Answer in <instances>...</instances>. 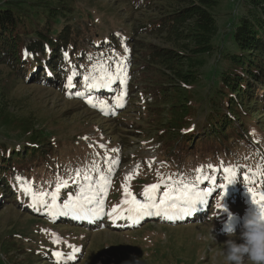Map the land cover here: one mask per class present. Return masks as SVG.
Segmentation results:
<instances>
[{
    "label": "rangeland",
    "instance_id": "1",
    "mask_svg": "<svg viewBox=\"0 0 264 264\" xmlns=\"http://www.w3.org/2000/svg\"><path fill=\"white\" fill-rule=\"evenodd\" d=\"M70 2L75 12L73 15L75 21L72 22L71 29L82 30L81 41L77 44L76 53L73 57L70 55L72 61L68 62L72 67L70 75L72 79H76L79 88L71 84L70 91L66 88L63 91L59 87L32 83L26 81L20 73L19 76L11 75L13 71L11 67H8L10 65L0 64V141L7 142L8 145L21 144L28 137L50 141L51 136L47 134L56 133L53 140L68 144L69 147L75 149L74 159L69 162L65 161L64 164L61 163L63 164L61 170L63 177L72 178L78 172L81 175L96 173L107 177L119 176L120 178L117 177L114 180L109 179L108 187L113 190V197H120L126 185L121 179L128 181L132 175L141 171L139 175H135L132 183L126 185L129 191L135 197L143 198L142 193L146 187L144 184L156 181L155 184L161 185L158 192L159 198L165 190V183H171L172 180L178 181L181 169L170 166L164 159L163 166L152 171L146 167L141 170L140 165L142 161L148 166L156 163L153 160L157 159V156L161 155L168 145H171L170 140H167L168 137V139L171 138L167 132V121L177 111L178 100L183 98L179 90L186 85L180 84L178 87V83L169 79L165 72L153 71L151 75L156 85L153 83L151 87H157L158 83L167 85L168 87L161 91L164 97L157 100L156 97L153 99L148 96L146 98L148 106L141 100L132 98L129 103L130 108L128 107L126 113L121 115L122 112H120L119 114V110L110 107L117 104L116 98L121 94L117 93L116 87L118 86L124 92L129 81L135 80L134 71L137 72L135 77L142 76L140 68L142 58L134 56L136 65L133 70L126 36L132 34L133 48L141 46L143 42L161 45L162 41L144 36L142 32L138 33L140 24L152 19L153 14L150 12L134 14L127 0H70ZM240 4L241 0H220L214 8L213 13L219 26V34L214 39L216 45H222L223 35L229 31L232 24L239 20L244 6L236 9ZM96 32H99V35ZM134 35L138 38L136 39ZM113 39L115 43L120 44L122 57H119L117 51H112V47L108 49L106 46V42L110 43ZM219 53L216 50L198 58L203 61L197 70L201 78L191 86V90L197 101H200L199 103L205 99L204 96L209 97L217 88L215 82L217 79L214 76L216 75V63L220 59ZM81 54H83V60H80ZM121 61L126 72L125 85L122 86L117 81L109 87L95 89L86 87L84 79L86 76L99 79L102 75L101 67L110 68L115 73V66ZM41 75L43 76V73ZM169 82L177 86L170 87ZM116 83H118L117 86ZM132 85H139L145 92H152L153 89L143 88L136 80ZM105 89L112 90L113 93L106 92ZM96 91L99 95H96ZM158 95L161 96V94ZM89 98L92 104L88 103ZM124 100L125 94L120 101L122 106L119 108L125 107ZM248 101L250 105L253 102L251 99ZM174 105H177L176 108ZM244 108L247 110L245 105ZM202 112H194L199 125L204 122ZM118 114L121 115L120 123H123L121 126L115 118ZM102 115L106 118L102 119ZM243 118L245 129L241 130L248 136L247 146L241 143L245 150L237 151L238 154L235 156L247 159L246 157L257 154L264 157V111L262 107H252L248 114L243 113ZM251 149L257 153L252 154ZM213 154V152L202 153L199 157L192 156L187 159L186 162L189 163H187L186 176L189 182L194 183L198 175L203 177L199 183L204 182L206 177H210L208 169L211 170L213 166L210 168L208 165L212 164L209 156ZM222 159L227 161L224 157H221V161ZM212 162L216 163V161ZM222 165H224L223 161ZM110 168L111 172H109ZM197 169L202 171L198 173ZM234 170L238 173L236 167ZM97 177L99 179V176ZM14 179L16 191L21 194L23 201L32 206L31 196L22 191V185L25 183L32 189V180L20 174H15ZM65 179L69 181L68 178ZM60 181H63L61 176L50 175L43 182L55 185ZM75 184L74 181L70 183L71 186ZM79 186L77 190H80ZM197 189L208 193L207 201L209 190H204L201 186ZM228 189L229 187L223 192L222 200L221 194L218 196L217 204L220 203L221 207L216 208L219 215H213V218H209L210 215H208L199 219L198 222L179 226L151 222L136 232L116 233V231L106 230L83 233L76 230L85 246V254L78 264H124L132 257L138 258L139 264H228L224 256V242L228 236L226 234L224 237L219 236L217 233L220 231L223 234L227 228H234L239 235L246 213L256 208L251 194L247 196L250 201L248 210H241L229 216L227 203L231 202V199L228 197ZM49 190L47 187V193ZM3 203L0 198V264H51L43 256L44 248L48 247V240L51 236L65 239L69 228H57L50 224L47 226L39 219L30 217L24 211L21 212L19 204L13 205L10 202L5 205ZM205 203L197 204L193 213L197 210L202 212ZM209 210L210 207L206 206L205 212ZM216 210L212 213H216ZM59 212L57 205L51 215L53 218H58ZM214 217H220L221 223L223 222L222 227ZM161 219L163 221L165 218L161 217ZM119 220H122L121 227L135 225L134 221Z\"/></svg>",
    "mask_w": 264,
    "mask_h": 264
},
{
    "label": "trees",
    "instance_id": "2",
    "mask_svg": "<svg viewBox=\"0 0 264 264\" xmlns=\"http://www.w3.org/2000/svg\"><path fill=\"white\" fill-rule=\"evenodd\" d=\"M68 1H0V64L10 65L8 67L13 71L11 75L19 76L20 73L26 81L65 90L70 70L64 63L63 54L67 51L75 52L82 33L81 29H71L72 22L75 21L73 19L75 12L73 4ZM127 1L134 14L140 12L153 14L152 19L140 24L138 33L142 32L144 36L162 41L161 45L143 42L141 46L133 48L132 34L126 36L133 70L136 65L134 56L142 58L140 68L143 77L139 75L134 79L143 88L151 87L154 83L151 73L157 71L165 72L169 79L178 83V87L180 84L186 85L179 90L183 98L178 100V106L174 105V108L177 106V111L168 118L167 132L171 138L168 137L167 140H170L172 147L168 145L166 150L158 155L161 160L159 166H163V159L167 160L170 166L181 169L178 181L180 179L188 181L186 176L188 158L210 152L214 154L209 157L214 159L219 160L224 157L228 163H231L228 166L236 163L240 169V174L231 183L233 195H237L236 203L229 207L231 211H234V207L239 204L246 208L245 200L242 199L241 202L239 200V190L249 191L257 185L264 186V157L254 154L257 152L252 149L250 151L254 155L246 157L247 159L235 156L238 154L237 151L245 150L241 143L247 146L248 136L241 130L245 129L243 113L248 114L252 107L257 106H261L264 111V0H241V6L238 5L236 9H241L244 5L243 12L240 17L237 16L239 20L223 35L220 46L214 42L219 34V26L213 13L220 0ZM96 34L99 35V32ZM114 41L111 40L106 46L108 49L113 47L120 50V44ZM216 50L220 52L214 76L217 79L215 80L217 88L209 97L206 95L203 97L205 99L201 98L202 103H199L191 90V86L201 78L197 70L203 61L198 58ZM26 51L27 58H25ZM133 74L135 76L137 72L134 71ZM169 83L170 87L177 86ZM158 84L157 87H151L152 92L141 90L139 85H130L129 101L137 98L148 106L145 97L151 96L153 99L156 97L159 100L164 97L161 93L162 89L168 86ZM250 99L253 101L251 105L248 101ZM124 111L122 114H125L127 109ZM200 111H203L204 122L199 125L194 112ZM116 121L120 126L123 124L120 123L119 117ZM55 134H47L51 136L50 141L31 137L18 145H8L7 142L0 141V198L3 204L10 202L13 205L19 204L21 212L24 211L30 217L39 219L47 226L50 224L57 225V228H69L67 241L58 244L53 243L57 237L49 238L43 256L51 264H58L52 255L54 249L72 254L73 250L69 246H74L76 242L71 241L73 237L70 228L77 229V227L44 216L46 207L39 206L36 207L35 213L29 212L26 209L28 202L23 201L21 194L15 189L14 177L15 174H20L31 179L32 191L37 195L47 193V187L50 189L49 193L56 191L57 184L50 185L44 182L50 175L62 177L63 164L74 159L75 149L68 144L53 140ZM143 166L150 171L156 169V167H147L146 164ZM71 172L75 171L71 170ZM244 173L251 176L249 181H245L247 175ZM67 178L72 180L71 177ZM219 182L226 184L221 170L218 173ZM155 183L157 182H148L144 187ZM78 185H80L79 181L74 186L68 182L66 186L60 188L58 197L62 204L79 194ZM219 189L218 184L212 188V193ZM45 199L50 202L51 197L46 196ZM212 214V212L209 214V218H213Z\"/></svg>",
    "mask_w": 264,
    "mask_h": 264
},
{
    "label": "snow or ice",
    "instance_id": "3",
    "mask_svg": "<svg viewBox=\"0 0 264 264\" xmlns=\"http://www.w3.org/2000/svg\"><path fill=\"white\" fill-rule=\"evenodd\" d=\"M127 51V49H125ZM65 59L68 58V54L64 53ZM28 57L27 51L25 52V58ZM100 71L102 75L97 79L96 77L86 76L85 82L88 88H102L109 87L112 83L119 81L120 85L126 84V72L123 68V62H119L116 65V71L113 73L110 68L105 69L101 67ZM69 86H71L72 77L68 78ZM125 93L121 92L120 96L116 98L117 107L122 106L120 103L123 95ZM81 95V93H77ZM88 103L92 104L91 99H88ZM95 106V105H93ZM103 111V109H101ZM115 151V150H114ZM118 163V161L116 162ZM211 168V166H209ZM202 170L197 169L200 173ZM111 172V168L109 169ZM226 173L225 179L228 183H232L236 175L235 170L231 168H225ZM79 176V172L77 173ZM203 177L198 175L196 177V182L198 183ZM19 179V178H18ZM84 184L80 185V192L75 197V199H69L63 204V208L60 210L62 215H73L74 218L81 219H92L104 214L103 206L104 199L103 196L106 195L108 185L110 180L107 176L100 175L99 179L93 182L92 177L88 174L83 176ZM68 181H60L57 183L56 191L51 193H41L37 195L31 189V186L25 183L22 185V191L26 195H30L32 199L33 206H42L48 208L50 213H54L57 208L56 201L58 199V194L62 186H66ZM94 185V186H93ZM226 184H220V188H225ZM161 185L153 184L151 186L145 187L142 195L144 197L143 201L137 200L136 197L129 191L128 187L124 186L125 196L121 202L119 208H113L110 213H107L109 217L115 219H125L139 223V221L146 216H161L169 221L173 219H178L183 216L191 215L196 210L197 204H203L206 202V197L208 193L203 191H197L195 184L189 181L181 179L180 181L172 180L171 183L164 184V191L162 196L158 198V192ZM251 191V190H249ZM222 194V193H221ZM46 196H50V202L45 199ZM222 200V195H220ZM252 202L260 210L261 215L264 216V192L257 194H252ZM127 206V207H125ZM221 204H217V208H220ZM58 239H54L53 243H58ZM73 248L71 255L67 257L69 260L75 259V253L79 250L74 246H69ZM59 264L62 253L54 252L52 254Z\"/></svg>",
    "mask_w": 264,
    "mask_h": 264
},
{
    "label": "clouds",
    "instance_id": "4",
    "mask_svg": "<svg viewBox=\"0 0 264 264\" xmlns=\"http://www.w3.org/2000/svg\"><path fill=\"white\" fill-rule=\"evenodd\" d=\"M226 235L224 256L228 264H264V216L257 207L246 213L239 235L234 228H227ZM124 264H139V260L132 257Z\"/></svg>",
    "mask_w": 264,
    "mask_h": 264
},
{
    "label": "bare ground",
    "instance_id": "5",
    "mask_svg": "<svg viewBox=\"0 0 264 264\" xmlns=\"http://www.w3.org/2000/svg\"><path fill=\"white\" fill-rule=\"evenodd\" d=\"M87 233H89V231H87ZM87 233H86V234H87Z\"/></svg>",
    "mask_w": 264,
    "mask_h": 264
}]
</instances>
